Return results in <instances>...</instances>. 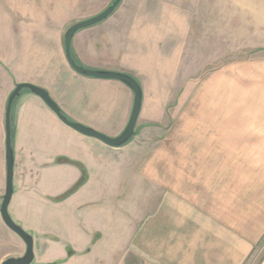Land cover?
Listing matches in <instances>:
<instances>
[{"label": "crops", "instance_id": "crops-1", "mask_svg": "<svg viewBox=\"0 0 264 264\" xmlns=\"http://www.w3.org/2000/svg\"><path fill=\"white\" fill-rule=\"evenodd\" d=\"M2 1L15 13H26L30 6L25 0ZM34 2L30 12L47 17L28 26L14 65L0 61V264L12 256L11 241L19 243L22 253L27 249L1 215L6 111L16 86L47 90L71 121L109 138L123 133L134 106V92L125 83L80 75L66 56L69 11L88 5L79 20L90 19L113 0ZM124 3L106 20L78 31L71 50L80 66L124 73L140 84L142 107L136 133L126 145L111 147L77 132L29 90L14 102L11 203L23 197L32 208L62 210L53 217L58 230L41 231L36 222H43L32 218V264L82 259L106 264L107 257L112 262L108 243L116 233V250L130 244L132 264H247L264 241V58L221 67L198 81L181 79V62L197 36L195 27L202 26L200 15L184 1L131 0L127 8ZM137 149L144 156L136 157ZM123 178L148 188L149 210H134L128 190L114 193L117 202L125 199L128 206L115 213L107 208L106 216L118 221L110 226L99 217L103 205L94 190L99 183L114 186ZM48 179L55 198L84 183L63 201L50 202L35 194ZM124 187H130L128 182ZM66 237L75 241L69 257ZM258 264H264V255Z\"/></svg>", "mask_w": 264, "mask_h": 264}, {"label": "rangeland", "instance_id": "rangeland-1", "mask_svg": "<svg viewBox=\"0 0 264 264\" xmlns=\"http://www.w3.org/2000/svg\"><path fill=\"white\" fill-rule=\"evenodd\" d=\"M123 1L118 8L123 4ZM170 1L174 3L184 1L186 5L193 8L195 15H200V23L202 25L197 28L195 27V29H197V36L193 39L191 50H189L181 62V79L189 76V81H198L210 76L213 71H216L221 67L233 65L234 63L241 62L245 59L264 58V4L261 3L263 0H251L249 3L242 2V0H216V2L213 0ZM25 2L30 5L26 9V13H15L5 7L4 1L0 0V61H4L12 65H14L15 58L19 56L20 51L22 50L23 39L26 37V34L28 39L29 31H27V29H31V27L28 26L34 21L42 20L47 17L46 14L41 11L30 12L32 11L31 6L35 4L34 0H25ZM130 2L131 0H125V8L130 5ZM88 10V5H85V7L82 8L77 7L74 10L71 9L69 11V19L70 22H72L70 27L88 20H79V15ZM34 33H37V31L35 30L33 34ZM13 73L19 77V72H17L16 69H13ZM12 120L14 131L16 125L14 118H12ZM133 153L136 157L144 156L142 154L143 152H140L139 149L135 150ZM110 180L113 181L111 178ZM119 181H121V185L115 184L114 186L99 183L97 185V189L94 190V194H99V199H101L99 202L103 205H98V207L101 206V214H95H99V217L102 216L101 219H104V221L107 220L111 222L110 226H116L118 221L116 222V218H112L111 215H108V217L106 216L105 211H107V208L112 207L113 213H115L117 211H121V207L126 209L128 206V202L124 201L125 199L118 200L117 202V199L114 198V193L120 195L124 192V190H128L130 192L129 197L133 200L131 205L134 206V210L138 208L139 213L140 210H149L147 202L148 188L145 185L136 186L135 184H131L132 182L126 178H123L122 180L119 179ZM127 182L130 187L126 188L124 185H126ZM135 193L137 194L136 197ZM35 194L39 196L43 195L50 202L51 200L61 202L66 198L54 197L55 187L49 179L38 186ZM17 201H15V204L14 202L10 204L8 212L12 220L27 234L32 236V231L30 229L32 228V222L35 221L32 220L34 217L44 223H40L37 220L36 226L39 230H58V225H55L53 217H55L57 213L61 214V209L55 210L47 206H36L32 208L27 202L24 203L23 197L16 204ZM127 201H131V199H127ZM18 220H20V222ZM118 238L119 237L116 233L109 239L108 256L112 255V262L108 260L107 257L106 264H114L116 262L119 264L123 261V259H125L128 264H132L133 256L130 252V244L125 243L124 246H122L124 249H120V251L116 250L117 247L114 245L116 243L119 244L120 241ZM74 243V239L72 240L69 237L64 239L67 257H69L70 253H72L70 252V246ZM11 244L12 246L9 251L12 256L8 258H19L24 256L25 252L22 253L19 243L13 240L11 241ZM47 251L48 248L44 247L43 252L45 253ZM263 255L264 241L262 245L255 249L247 264H258ZM8 258L3 259L2 263ZM86 262L82 259V261H76L75 264H88Z\"/></svg>", "mask_w": 264, "mask_h": 264}, {"label": "water", "instance_id": "water-1", "mask_svg": "<svg viewBox=\"0 0 264 264\" xmlns=\"http://www.w3.org/2000/svg\"><path fill=\"white\" fill-rule=\"evenodd\" d=\"M122 1L123 0H114V2L105 11L84 22H80L78 24L73 25L67 30L65 34V50H66L67 60L71 65V67L77 73L91 78L119 80L125 83L134 92V106H133L132 115L126 129L123 131V133L120 136L116 138H109L106 135L90 127L84 126L83 124H80L78 122L71 121L62 112L60 106L52 99V97L50 96L47 90L32 84L22 83L17 85L8 100L7 111H6L7 182H6V193L1 207V215L8 228L11 229L15 234H17L23 240L27 249L24 256L19 258H8L2 264H32L35 258L34 239L12 220L8 212V208L14 194L15 156H14V148L12 142V122H11L12 109L15 100L20 96L23 90H29L33 94L39 96L65 125L69 126L70 128L76 130L77 132L85 136L99 139L111 147H115V148L122 147L126 145L135 135V129L141 111L142 100H143V91L140 84L133 77L124 73L95 71L80 66L73 59L72 50H71L72 40L78 31L94 26L109 18L115 12V10L118 8V6L121 4Z\"/></svg>", "mask_w": 264, "mask_h": 264}, {"label": "trees", "instance_id": "trees-1", "mask_svg": "<svg viewBox=\"0 0 264 264\" xmlns=\"http://www.w3.org/2000/svg\"><path fill=\"white\" fill-rule=\"evenodd\" d=\"M12 122V131H13V120H11ZM84 183V180L82 182H80L79 184H77L72 190H70L64 197H68L69 195L73 194L82 184Z\"/></svg>", "mask_w": 264, "mask_h": 264}]
</instances>
